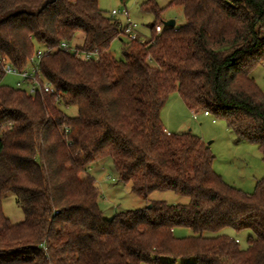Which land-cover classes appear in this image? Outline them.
Listing matches in <instances>:
<instances>
[{
  "label": "trees",
  "instance_id": "obj_1",
  "mask_svg": "<svg viewBox=\"0 0 264 264\" xmlns=\"http://www.w3.org/2000/svg\"><path fill=\"white\" fill-rule=\"evenodd\" d=\"M174 5L186 23L157 33L164 9L142 4L156 17L151 37L123 41L117 60L109 50L125 28L99 0H0V57L24 70L43 50L39 84L53 88L31 96L0 85V264H264V178L251 193L228 184L211 147L191 132L167 134L161 117L177 92L264 160V91L251 75L264 64V0ZM79 33L75 51L61 47ZM109 157L119 182L146 202L112 219L87 173ZM154 191L189 202L150 200ZM7 193L25 215L19 223L4 213ZM179 228L193 235L176 237ZM227 229L254 237L244 249Z\"/></svg>",
  "mask_w": 264,
  "mask_h": 264
},
{
  "label": "rangeland",
  "instance_id": "obj_2",
  "mask_svg": "<svg viewBox=\"0 0 264 264\" xmlns=\"http://www.w3.org/2000/svg\"><path fill=\"white\" fill-rule=\"evenodd\" d=\"M148 1L127 0L122 3L120 0H99V7L106 16L117 19L123 28L130 24L133 27V32L138 34L141 41H148L151 37L150 27L156 21V17L152 13H147L141 9L142 4ZM152 1L164 9L160 22L175 20V28L186 23L182 6H170L173 0ZM113 10H117L118 13L112 15ZM124 10H127V15ZM129 40L126 33L121 34L119 38L113 41L109 53L117 60H124L121 52L122 42ZM83 41L84 36L79 33L72 42L71 47L74 48ZM37 47L40 48L39 45ZM251 75L264 91V64L259 65ZM19 80L18 76L6 74L4 78L0 79V85L17 88V81ZM61 108L69 116L75 117L78 114L76 107L62 106ZM161 117L164 126L171 132H191L202 138L208 145L210 143L211 150L215 155L214 170L228 184L251 193L255 190L257 182L264 178V160L259 147L248 141L237 142L234 133L228 129L223 120L216 119V122H213L215 119L213 115L206 117L203 111H199L198 119H195L193 111L186 106L179 93L174 92L170 95L162 110ZM87 173L92 175L99 183V204L107 219H112L120 212L141 209L146 205L145 200L133 193L131 183L119 182L112 158L109 157L91 165ZM149 199L163 201L169 205H183L189 202V198L179 196L172 191H154ZM3 210L13 224L24 220L25 215L13 193H7L3 198ZM224 232L239 240L241 247L244 249L248 246V239L254 237V234L249 230L237 233L227 229ZM192 235L193 232L186 228H179L175 231V236L179 238ZM164 260L170 263L173 262V260L166 258ZM184 262V260H178L177 264H183Z\"/></svg>",
  "mask_w": 264,
  "mask_h": 264
},
{
  "label": "built area",
  "instance_id": "obj_3",
  "mask_svg": "<svg viewBox=\"0 0 264 264\" xmlns=\"http://www.w3.org/2000/svg\"><path fill=\"white\" fill-rule=\"evenodd\" d=\"M117 10L112 11V15L117 14ZM124 13L127 15V10H124ZM164 26L158 25L156 27V32L161 33L163 31ZM125 33L128 35L129 39L135 40L137 38V33L133 32V27L129 24L125 27ZM61 47L63 49H71L72 51H75V47H69L65 42L62 43ZM55 49H49L48 52H53ZM44 55L43 50H39L37 54H35L28 62L27 67L24 70H18L15 67L11 66L10 63L2 59L0 57V63H3V71L5 74H12L15 76H18L20 78L19 81H17V88L26 89L27 93L31 96H35L39 91H44L46 93H52L53 88L52 86L46 82L43 87L39 84V77L41 75L40 73V62ZM82 56V55H79ZM86 59H93L96 56V53H86L83 55ZM194 118H198V111H193ZM204 114L209 116L211 115L208 111H204ZM213 121H216L214 119ZM167 132V131H166ZM167 134H170L167 132Z\"/></svg>",
  "mask_w": 264,
  "mask_h": 264
},
{
  "label": "water",
  "instance_id": "obj_4",
  "mask_svg": "<svg viewBox=\"0 0 264 264\" xmlns=\"http://www.w3.org/2000/svg\"><path fill=\"white\" fill-rule=\"evenodd\" d=\"M163 25H164L165 27H175L176 22H175V20L164 21V22H163ZM148 207L151 208L152 205H149Z\"/></svg>",
  "mask_w": 264,
  "mask_h": 264
},
{
  "label": "crops",
  "instance_id": "obj_5",
  "mask_svg": "<svg viewBox=\"0 0 264 264\" xmlns=\"http://www.w3.org/2000/svg\"><path fill=\"white\" fill-rule=\"evenodd\" d=\"M205 115V114H204ZM206 117H210V116H212V115H209V116H207V115H205ZM198 119V118H197ZM214 123L216 122V121H213ZM165 127V131H167V132H169V133H173V132H171V130H169L168 128H166V126H164ZM202 139V138H201ZM203 140V139H202ZM204 141V140H203ZM209 146H210V143H209ZM211 147V146H210ZM96 185H98L97 187H99V183L98 182H96Z\"/></svg>",
  "mask_w": 264,
  "mask_h": 264
}]
</instances>
